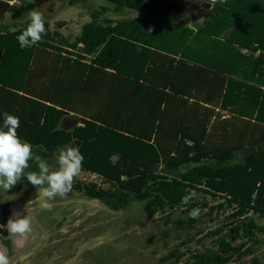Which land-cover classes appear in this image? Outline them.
<instances>
[{"label": "trees", "instance_id": "obj_1", "mask_svg": "<svg viewBox=\"0 0 264 264\" xmlns=\"http://www.w3.org/2000/svg\"><path fill=\"white\" fill-rule=\"evenodd\" d=\"M105 1L140 16L114 19L101 7L77 37L58 30L65 21H44L42 42L21 49L30 21L11 31L5 18L21 6L0 0V128L4 112L17 116L19 138L43 159L78 147L81 171L101 181L77 176L73 190L108 208L163 213L165 249L173 230L187 233L160 264H264V172L220 176L249 156L247 140L264 137V0L199 10ZM73 114L79 123L65 118ZM252 157L264 166V146ZM191 190L199 198L182 204Z\"/></svg>", "mask_w": 264, "mask_h": 264}, {"label": "rangeland", "instance_id": "obj_2", "mask_svg": "<svg viewBox=\"0 0 264 264\" xmlns=\"http://www.w3.org/2000/svg\"><path fill=\"white\" fill-rule=\"evenodd\" d=\"M9 1V0H7ZM21 7L16 12H9L4 24L11 30L20 29L30 21L29 13L33 9L43 14L44 21H49L54 28L62 21L67 22L63 31L73 36L79 35L83 23L90 15L101 7L108 9L107 16L121 19L140 16L138 12L121 8L105 0H20ZM188 3V8L199 10L203 7L202 0H172ZM70 124L69 126H71ZM259 136V135H257ZM256 137V136H255ZM254 138V137H253ZM29 160L25 175L33 169L35 157ZM248 157L238 155L235 167L222 172L221 177L247 182L256 172H264V166ZM58 155L53 159H42L51 170L58 168ZM36 165H38L36 163ZM83 180L97 181L101 179L88 172L78 175ZM20 187V190L10 192ZM8 192L0 189V250L5 251L9 264H160L159 257L171 250L179 239H186L187 233L173 230L169 248H164L161 232L165 228V215L160 213L153 218L144 214L143 206L132 204L129 208H108L99 200L90 199L78 190L61 198L59 196L48 201L51 210L40 205L45 199L38 195L26 177H23ZM14 212L28 216L32 231L26 238L11 236L7 231V223ZM168 228L171 224H167ZM23 239L22 246L15 241ZM257 255L264 259V244Z\"/></svg>", "mask_w": 264, "mask_h": 264}, {"label": "clouds", "instance_id": "obj_3", "mask_svg": "<svg viewBox=\"0 0 264 264\" xmlns=\"http://www.w3.org/2000/svg\"><path fill=\"white\" fill-rule=\"evenodd\" d=\"M211 6L217 2L224 3L226 0H202ZM30 23L27 28L17 36L21 49L31 48L38 42H42L47 35L44 17L40 11L33 9L29 13ZM3 126L0 128V189L9 191L23 177L38 189V195L45 198L41 207L51 210L52 204L48 201L59 196L61 198L71 194L74 178L77 177L82 169L84 156L78 147H66L59 149L58 168L51 170L48 163L39 156L35 157L38 164L39 173L30 172L25 175V169L29 167V160L33 158L32 145L27 141H22L17 133L20 127V120L17 116L4 112ZM199 194L196 190L187 192L182 197V204H189L194 199H198ZM190 217L198 219L201 215L199 207L193 208ZM5 227L0 225V228ZM7 231L11 236L26 238L32 231L31 221L28 216H22L19 212H14L7 223ZM17 246H22L23 239L15 241ZM0 264H9V259L5 251L0 250Z\"/></svg>", "mask_w": 264, "mask_h": 264}, {"label": "water", "instance_id": "obj_4", "mask_svg": "<svg viewBox=\"0 0 264 264\" xmlns=\"http://www.w3.org/2000/svg\"><path fill=\"white\" fill-rule=\"evenodd\" d=\"M65 118L75 121L76 124L79 123L80 119H81L80 115H78V114L68 115ZM263 146H264V137L259 135V136H256L254 138H251L245 142L244 152H246L248 154L256 153V152L260 151ZM18 190H20V187H17L16 189H12V190H10V192H15Z\"/></svg>", "mask_w": 264, "mask_h": 264}, {"label": "flooded vegetation", "instance_id": "obj_5", "mask_svg": "<svg viewBox=\"0 0 264 264\" xmlns=\"http://www.w3.org/2000/svg\"><path fill=\"white\" fill-rule=\"evenodd\" d=\"M3 1H6V2H8V3H10V5H17V6H21L22 4H21V1L20 0H9V1H7V0H3ZM12 1H15V3L14 4H11V2ZM55 1H57V3H58V1H60V0H55ZM129 10V9H128ZM140 14V13H139ZM132 17H138V16H132ZM90 18H91V15H90ZM90 20V19H89ZM88 20V21H89ZM88 21H86V22H88ZM66 22V21H65ZM85 22V23H86ZM85 23H83V25L85 24ZM82 25V26H83ZM82 28V27H81ZM64 29H67L66 27L65 28H63V27H59L58 28V30L59 31H63ZM81 33V32H80ZM80 35V34H79ZM78 35H76V36H74V37H77ZM39 156V155H38ZM43 159V158H42Z\"/></svg>", "mask_w": 264, "mask_h": 264}, {"label": "built area", "instance_id": "obj_6", "mask_svg": "<svg viewBox=\"0 0 264 264\" xmlns=\"http://www.w3.org/2000/svg\"><path fill=\"white\" fill-rule=\"evenodd\" d=\"M14 3H15V1H12V2H11V4H14Z\"/></svg>", "mask_w": 264, "mask_h": 264}, {"label": "crops", "instance_id": "obj_7", "mask_svg": "<svg viewBox=\"0 0 264 264\" xmlns=\"http://www.w3.org/2000/svg\"><path fill=\"white\" fill-rule=\"evenodd\" d=\"M184 3H186V4L188 5V3H187V2H184Z\"/></svg>", "mask_w": 264, "mask_h": 264}]
</instances>
